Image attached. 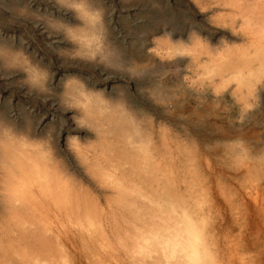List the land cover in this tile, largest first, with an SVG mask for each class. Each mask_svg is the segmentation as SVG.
<instances>
[{
  "label": "bare ground",
  "instance_id": "6f19581e",
  "mask_svg": "<svg viewBox=\"0 0 264 264\" xmlns=\"http://www.w3.org/2000/svg\"><path fill=\"white\" fill-rule=\"evenodd\" d=\"M214 1L233 8L245 43L209 45L187 34L189 43L165 54L199 66L185 85L229 94L241 122L221 119L218 96L200 95L206 104L192 107L185 89L162 77L135 102L101 88L103 75L83 76L76 66L117 68L121 51L99 2L70 1L82 24H64L76 65L56 103L65 116L47 118L55 130L0 117V264H264V138L256 130L264 124V0ZM0 51L7 63L18 59ZM138 61L127 69L141 71ZM28 67L40 87L30 90L51 105V73Z\"/></svg>",
  "mask_w": 264,
  "mask_h": 264
},
{
  "label": "rangeland",
  "instance_id": "374dc122",
  "mask_svg": "<svg viewBox=\"0 0 264 264\" xmlns=\"http://www.w3.org/2000/svg\"><path fill=\"white\" fill-rule=\"evenodd\" d=\"M70 1L0 0V46L14 51L18 55V59L10 64L6 62L4 55L0 51V117L8 121L12 120L11 122L15 126H20L24 122L35 127L38 124L37 126L40 127V130H45L49 127L54 129V123L48 122L47 118L49 120L52 117L60 119L61 116H65V114H62L57 109L56 103L59 101L60 93L65 88L66 81L70 82L72 80L69 74L73 72L72 70L76 65L74 62H69V59L72 60L71 54H73L74 47L68 35L67 27L64 24L68 18H76L75 21L78 22L72 25L76 28L82 24V21L79 20L76 14L74 5ZM72 1L80 3L83 0ZM90 1L99 2L98 4L101 6L102 12L107 19L106 27L108 31L110 30L111 42L116 43L121 52L117 68L112 67V64L104 60L101 61L102 63L100 62L99 68L95 67L90 70V67H87L88 65L82 67L76 66V68L78 67L77 70L81 68L80 73L83 76L88 75L90 72L95 74L96 77L103 75L98 81V85L101 88L108 86L110 89L113 86L115 91L129 94V97L135 102L139 100L140 96L145 97L148 95L153 81L162 77L170 81L171 88L175 92L180 93V90L184 88L186 97L190 100L192 107L196 106V108H199L206 104L200 95H208L207 97L212 100L217 98L214 96H218L220 101H215L216 106L213 107L218 114H221V119L226 124L231 121L241 122L243 120L237 119V105H226V102L230 100L229 94L224 95L220 93L221 96L213 95L211 90L203 92L200 84L194 83L195 86L192 87L189 84L185 85L188 80L195 78L197 70L200 69L199 66L187 68L186 63L182 62L179 58L165 54L169 47L178 45L179 43L187 44L195 36L209 45L223 43L235 46L244 44L245 38H243V32L241 31L243 30V25H241V21L237 20L238 17H232L231 11L233 10L231 9L233 8L223 5L219 6L214 0H201L200 3L198 0ZM233 19L235 21L232 25ZM192 26L194 27L192 28ZM187 34L189 36L192 35L189 37L192 39L188 40ZM163 36L167 37L164 38ZM164 39H166L165 42ZM158 43L160 44L158 45ZM161 44L163 45L161 46ZM157 50L161 52L159 53ZM162 51L164 54H162ZM132 57H137L141 60L140 62L138 61L140 66L143 67L141 71L133 72L127 69ZM46 65L48 66L47 69L45 68ZM109 65H111V68L108 67ZM28 66H36L38 69L42 67V73L45 72L48 75L49 72L51 73V85L48 86V89L50 90L49 94L53 95L55 99L51 105L47 102L50 98L44 99L30 90L40 87L28 76L31 74L28 72L30 70ZM108 68L111 70L109 71ZM119 73L121 74L119 75ZM30 86H34L35 88ZM66 126L62 122L57 127L60 128L59 136L61 140L64 139ZM256 130L259 137L264 138V124L257 125Z\"/></svg>",
  "mask_w": 264,
  "mask_h": 264
},
{
  "label": "snow or ice",
  "instance_id": "6c2138e0",
  "mask_svg": "<svg viewBox=\"0 0 264 264\" xmlns=\"http://www.w3.org/2000/svg\"><path fill=\"white\" fill-rule=\"evenodd\" d=\"M37 79H38V77H37Z\"/></svg>",
  "mask_w": 264,
  "mask_h": 264
}]
</instances>
